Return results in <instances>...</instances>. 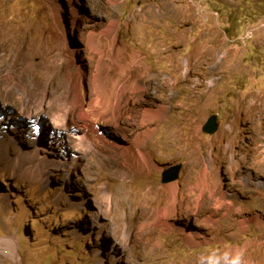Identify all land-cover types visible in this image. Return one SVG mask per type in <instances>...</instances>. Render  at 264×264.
I'll list each match as a JSON object with an SVG mask.
<instances>
[{"label":"rangeland","instance_id":"rangeland-1","mask_svg":"<svg viewBox=\"0 0 264 264\" xmlns=\"http://www.w3.org/2000/svg\"><path fill=\"white\" fill-rule=\"evenodd\" d=\"M0 99V264H264V0H0Z\"/></svg>","mask_w":264,"mask_h":264},{"label":"bare ground","instance_id":"bare-ground-1","mask_svg":"<svg viewBox=\"0 0 264 264\" xmlns=\"http://www.w3.org/2000/svg\"><path fill=\"white\" fill-rule=\"evenodd\" d=\"M204 54V53H203ZM205 55V54H204ZM201 58H203V57H201ZM206 59H204V61H205ZM211 70V69H210ZM8 86L9 85H3V87H5V88H8ZM153 86V85H152ZM155 87V86H154ZM24 96H20L19 97V99L21 100V102H22V104H23V106L24 107H26L25 106V104H26V100H24ZM1 104L2 105H6L7 104V101L5 100V99H2V101H1ZM163 110H164V108L163 107H161V108H159V110H157V111H152V110H146V111H144L143 113H142V116H144V117H148V118H142L143 120H142V122L144 121H148L147 119H149V120H151V119H158V118H160V112H163ZM22 114H24V116H25V113H22ZM19 115V114H18ZM23 116V115H22ZM29 116H32V114H30V112L28 113V117L27 118H30ZM38 115L37 114H35V117H37ZM26 117V116H25ZM34 117V116H33ZM86 120H88V119H86ZM260 121H261V119H259ZM259 121V122H260ZM87 121H85V123H86ZM91 122H93V121H91ZM84 123V124H85ZM88 123V122H87ZM262 123V125H261V130H262V132L264 133V121L263 122H261ZM90 128V127H89ZM150 134H151V131H150V129L148 128L146 131H143V134H142V136H144V138H147L148 136H150ZM137 136V135H136ZM139 140V139H138ZM144 141H145V139H144ZM138 142V141H137ZM135 143V142H134ZM140 143H142V142H140ZM140 143L138 144V145H140ZM143 147H144V149H145V147H146V145H145V143H144V145H143ZM139 151V150H138ZM131 152H133V151H131ZM137 155L139 156V157H137V161L139 162V163H141V164H144L145 162H146V160L143 158V156L140 154V152H138L137 153ZM145 165V164H144ZM176 188V186L173 184V185H171L170 186V189H175ZM176 193V192H175ZM199 198H200V196H198ZM200 200H201V198H200ZM187 205V204H186ZM168 208V207H167ZM170 208V207H169ZM174 208V207H173ZM173 208H171V213H172V209ZM175 209V208H174ZM166 214V213H165ZM173 214V213H172ZM168 215V214H167ZM167 215H164V216H167ZM175 215V214H174ZM169 217V216H168ZM168 217H162V218H160L159 220L161 221V220H163V225L165 226V230H167V231H170V230H172V228H171V226H169V224H168V222L166 221V219L168 218ZM177 220H180V219H178V218H176ZM209 221H210V219H207V220H204V222L205 223H209ZM142 223V222H141ZM145 226V224L143 223V224H141V227L143 228ZM141 237V236H140ZM196 241H198V239H197V237L196 236H193V235H189V240L188 241H186L187 243H195ZM144 246V245H143ZM235 258L237 257V253H235V256H234Z\"/></svg>","mask_w":264,"mask_h":264},{"label":"water","instance_id":"water-1","mask_svg":"<svg viewBox=\"0 0 264 264\" xmlns=\"http://www.w3.org/2000/svg\"><path fill=\"white\" fill-rule=\"evenodd\" d=\"M218 130L217 117L210 116L203 125V131L207 134H215ZM181 165L174 166L162 173V183L167 184L178 180L181 171Z\"/></svg>","mask_w":264,"mask_h":264},{"label":"clouds","instance_id":"clouds-1","mask_svg":"<svg viewBox=\"0 0 264 264\" xmlns=\"http://www.w3.org/2000/svg\"><path fill=\"white\" fill-rule=\"evenodd\" d=\"M1 99H0V115L1 113L5 115H11V114H8L9 112V103L7 102V104L4 106H1ZM11 113V111H10ZM12 116V115H11ZM25 118H21L18 116V119H16V122H13L12 124L15 125V131H21L22 130V127L24 125H26L27 128H30L31 126H33V132L36 133L37 136L40 135V132L43 130V125L41 122H36V118L35 117H30V119L27 120V117H28V114H25ZM36 122V123H35ZM31 139V138H30ZM32 140V139H31Z\"/></svg>","mask_w":264,"mask_h":264}]
</instances>
